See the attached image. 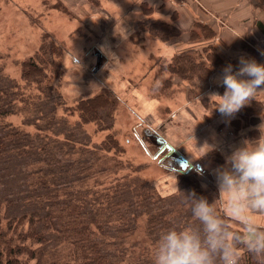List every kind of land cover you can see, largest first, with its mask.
Instances as JSON below:
<instances>
[{
  "label": "trees",
  "instance_id": "16d2710c",
  "mask_svg": "<svg viewBox=\"0 0 264 264\" xmlns=\"http://www.w3.org/2000/svg\"><path fill=\"white\" fill-rule=\"evenodd\" d=\"M139 3L156 40L180 37L183 32L172 23L150 20L154 8L147 0ZM258 5L264 11V0ZM198 25L216 36L210 26ZM207 47L205 57V50L190 49L161 62L156 79L165 72L163 86L173 76L192 81V89L201 92L195 97L204 102L212 68L222 71L232 64L236 69L213 44ZM66 53L64 40L44 32L37 52L22 62L20 79L0 78V264H152L159 233L191 221L180 193L195 191L212 203L218 188L213 181L202 187L198 170L180 174L178 192L168 196L139 178L113 131L119 100L113 91L103 87L77 97L73 105L62 95L65 71L59 61ZM224 91L221 86L218 93ZM254 110L253 99L235 115ZM74 114L78 120L67 128ZM16 115H21L19 125L9 118ZM90 124L105 137L95 141L87 135ZM216 209L225 215L219 200ZM245 253L240 264H256Z\"/></svg>",
  "mask_w": 264,
  "mask_h": 264
},
{
  "label": "rangeland",
  "instance_id": "374dc122",
  "mask_svg": "<svg viewBox=\"0 0 264 264\" xmlns=\"http://www.w3.org/2000/svg\"><path fill=\"white\" fill-rule=\"evenodd\" d=\"M63 1L0 0V78L20 79L22 62L37 52L44 32L64 40L67 53L59 61L65 71L60 91L68 105H73L77 97L93 95L103 87L113 91L120 100L114 108L113 131L125 150L122 156L139 169V178L150 187L153 185L160 195L177 193L179 175L185 171L174 162L169 152L160 155L161 148L150 135L161 136L171 147L172 142L188 147L186 122L188 112L192 113L189 102L199 104L200 113L207 112L205 119L208 122L229 117L219 113L215 103L210 104L208 94L211 91L202 97L204 103L200 97H195L201 96V92L192 89V81L173 76L171 85L163 86L162 78L168 74L163 72L160 81L156 79V73L161 72V62H169L176 53L190 49L202 53L205 50V57L208 44H213L223 58L217 34L211 38L202 26L195 23L192 30L198 35L193 39L189 34L191 30L182 31L180 37L162 43L152 36L145 24L147 18L139 11L141 0H85L72 8ZM160 1L156 0L152 5L154 12L150 20L160 19L170 24L176 18H173L175 14L171 16L173 7ZM206 65L211 64L206 61ZM211 72L212 75L222 73L214 68ZM175 115L178 118L174 121ZM20 116L9 118L19 125L22 123ZM75 120H78L77 114L70 117L69 124L65 126L71 128L70 124ZM85 130L95 141L105 137L103 132L96 133L93 124ZM172 149L178 153L174 147ZM189 162L194 166L192 171L200 172L196 176L202 187H206L212 180L203 159L197 163ZM12 165L15 169L16 164ZM179 198L184 199L185 195L180 193ZM231 225L233 231H240V225L235 222ZM245 252L241 248L242 258Z\"/></svg>",
  "mask_w": 264,
  "mask_h": 264
},
{
  "label": "clouds",
  "instance_id": "9594fccd",
  "mask_svg": "<svg viewBox=\"0 0 264 264\" xmlns=\"http://www.w3.org/2000/svg\"><path fill=\"white\" fill-rule=\"evenodd\" d=\"M264 55V53H262ZM221 95L209 93L210 104L225 117H234L264 92V63L241 56L238 69L226 65L217 80ZM256 139H244L215 170L218 198L210 203L195 191L185 194L191 221L163 229L155 242L152 264H240L241 248L264 264V123ZM223 203L220 215L216 202ZM241 225L235 232L229 222Z\"/></svg>",
  "mask_w": 264,
  "mask_h": 264
},
{
  "label": "crops",
  "instance_id": "0c3cea01",
  "mask_svg": "<svg viewBox=\"0 0 264 264\" xmlns=\"http://www.w3.org/2000/svg\"><path fill=\"white\" fill-rule=\"evenodd\" d=\"M82 1L85 0L63 2L69 7H74ZM147 1L151 5L156 3V0ZM43 2L45 3L46 0ZM160 2L173 7L171 16L175 14L173 18H176L171 22L184 33L194 29L195 23L209 24L217 34V43L221 44L223 59L234 62L236 69L241 56L264 63V55H262L264 32L259 27V23L264 26V11L258 5L259 0H161ZM102 3L104 4L103 1ZM99 4L97 2L98 6ZM220 75L221 73H213L211 76V93L219 91L221 86L218 85L217 80ZM254 100L255 110L246 116L235 115L229 119L213 122L205 119L207 112L200 113L199 104L189 102L192 113L188 112L186 122L188 147L171 141L172 147L193 163H197L202 158L209 178L217 186L215 170L225 165L226 157L235 147L240 146L244 139H256L260 135L258 126L264 123V92L257 93ZM175 117L174 121L178 118L176 115ZM181 117L184 119L182 115ZM221 204L225 211L223 203ZM257 218L264 224V217ZM238 230L241 231V227Z\"/></svg>",
  "mask_w": 264,
  "mask_h": 264
},
{
  "label": "water",
  "instance_id": "95a60500",
  "mask_svg": "<svg viewBox=\"0 0 264 264\" xmlns=\"http://www.w3.org/2000/svg\"><path fill=\"white\" fill-rule=\"evenodd\" d=\"M150 137L161 149H167L169 151L170 156L173 158L174 162H176V164H178V166L182 168L183 171H185V174H188L193 170L194 166L190 164V162L184 156L173 151L172 147L167 144L164 138L156 134H151ZM197 167L200 169V166Z\"/></svg>",
  "mask_w": 264,
  "mask_h": 264
},
{
  "label": "flooded vegetation",
  "instance_id": "af4514ba",
  "mask_svg": "<svg viewBox=\"0 0 264 264\" xmlns=\"http://www.w3.org/2000/svg\"><path fill=\"white\" fill-rule=\"evenodd\" d=\"M166 152L168 153L169 151L167 149H160V155L163 156V154H166Z\"/></svg>",
  "mask_w": 264,
  "mask_h": 264
}]
</instances>
